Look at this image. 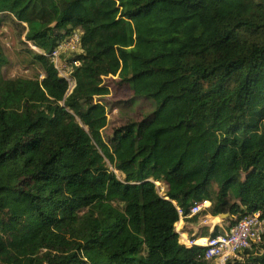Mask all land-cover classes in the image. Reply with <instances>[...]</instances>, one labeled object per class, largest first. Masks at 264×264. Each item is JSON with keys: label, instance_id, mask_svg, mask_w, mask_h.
<instances>
[{"label": "trees", "instance_id": "1", "mask_svg": "<svg viewBox=\"0 0 264 264\" xmlns=\"http://www.w3.org/2000/svg\"><path fill=\"white\" fill-rule=\"evenodd\" d=\"M1 15L45 54L80 29L83 54L67 95L39 53L42 78L4 79L0 47V264H211L178 242L176 208L264 217V0H0ZM109 76L154 111L105 142ZM245 264H264V239Z\"/></svg>", "mask_w": 264, "mask_h": 264}, {"label": "built area", "instance_id": "2", "mask_svg": "<svg viewBox=\"0 0 264 264\" xmlns=\"http://www.w3.org/2000/svg\"><path fill=\"white\" fill-rule=\"evenodd\" d=\"M81 37L82 31L75 29L64 37L49 54L38 51L39 54L44 55L52 63L58 77L67 82V95L75 87V81L72 78L73 71L81 64L77 59L78 56L83 54ZM32 48L35 50L34 47ZM150 182L154 185L156 193L161 198L168 200L166 185L159 181L150 180ZM209 207L210 203L206 200L195 202L190 207L187 215L180 208H176L179 218L177 223L187 218L198 216L208 210ZM176 224L174 228L177 233ZM177 235L178 242L186 248L193 246L202 247L204 249L203 259L211 264H245L251 254H258L259 246L263 242L264 217L261 211L252 212L238 220L220 235L204 238L201 244H198L195 239L180 240L181 236L178 233Z\"/></svg>", "mask_w": 264, "mask_h": 264}, {"label": "rangeland", "instance_id": "3", "mask_svg": "<svg viewBox=\"0 0 264 264\" xmlns=\"http://www.w3.org/2000/svg\"><path fill=\"white\" fill-rule=\"evenodd\" d=\"M24 33L23 28L10 17L0 16V47L8 60L2 69L4 79L42 78L41 69L33 59V55L38 54L39 50H34L25 41ZM104 84L108 86L110 94L98 100L106 108L108 123L101 134L103 140L107 142L114 129L129 122L136 123L148 118L154 111V104L152 100L134 98L130 85L121 84L116 77L105 78ZM107 166L109 167L108 163ZM115 174L121 178L119 173Z\"/></svg>", "mask_w": 264, "mask_h": 264}, {"label": "crops", "instance_id": "4", "mask_svg": "<svg viewBox=\"0 0 264 264\" xmlns=\"http://www.w3.org/2000/svg\"><path fill=\"white\" fill-rule=\"evenodd\" d=\"M193 217L187 218L179 223H177V229L179 233L181 234V239H187V240H197L199 238H207L206 237H200V234L202 232H207V234L211 233L215 227L219 228V232H224L229 228V224H227V216L221 215L218 217H212L208 214H201L198 215L196 220H192ZM227 225H226V224ZM180 238V237H179ZM184 241V240H183ZM198 243V242H197ZM201 244V243H198Z\"/></svg>", "mask_w": 264, "mask_h": 264}, {"label": "bare ground", "instance_id": "5", "mask_svg": "<svg viewBox=\"0 0 264 264\" xmlns=\"http://www.w3.org/2000/svg\"><path fill=\"white\" fill-rule=\"evenodd\" d=\"M180 236H181V234L179 233V231L177 232ZM176 233V234H177ZM184 241H187V239H183ZM198 243H202L203 242V239L202 238H199L198 239V241H197Z\"/></svg>", "mask_w": 264, "mask_h": 264}]
</instances>
